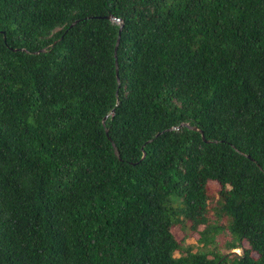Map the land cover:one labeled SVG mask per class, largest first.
Segmentation results:
<instances>
[{"label":"trees","instance_id":"1","mask_svg":"<svg viewBox=\"0 0 264 264\" xmlns=\"http://www.w3.org/2000/svg\"><path fill=\"white\" fill-rule=\"evenodd\" d=\"M0 264H264V0H0Z\"/></svg>","mask_w":264,"mask_h":264},{"label":"rangeland","instance_id":"2","mask_svg":"<svg viewBox=\"0 0 264 264\" xmlns=\"http://www.w3.org/2000/svg\"><path fill=\"white\" fill-rule=\"evenodd\" d=\"M207 186H208V193L210 194V196L212 198L215 197L214 192H216V190L218 189V184L215 181H209ZM172 231L177 238L183 236V232L179 231L177 228H172ZM197 236H198L197 234H193L192 236L187 237L186 242L195 243Z\"/></svg>","mask_w":264,"mask_h":264},{"label":"water","instance_id":"3","mask_svg":"<svg viewBox=\"0 0 264 264\" xmlns=\"http://www.w3.org/2000/svg\"><path fill=\"white\" fill-rule=\"evenodd\" d=\"M107 18L118 21L119 24H120V27H121L122 22H121V20H119V18H115V17H113V16H111V15H108ZM118 41H119V35H118V38L116 39L115 46H114V56H115V57H116V49H117ZM115 66H116V69H117V61H116V58H115ZM116 74H117V70H116ZM104 119H105V118L102 119V124H104ZM184 125L188 126L189 128H191V129H193V130H198V131L201 133V136H202V138H203L202 132H201L197 127H195V126H190V125H188L187 123H184ZM105 132L107 133V129H106V128H105ZM108 138H109V137H108ZM203 139H204V138H203ZM204 140H205V139H204ZM110 141H111V140H110ZM205 141H207V140H205ZM111 144H112L113 151H114L115 155H116L117 157H119V153H118V150H117L115 144H114L112 141H111ZM142 157H144V152H143V154H142ZM247 157H249V155H247Z\"/></svg>","mask_w":264,"mask_h":264}]
</instances>
